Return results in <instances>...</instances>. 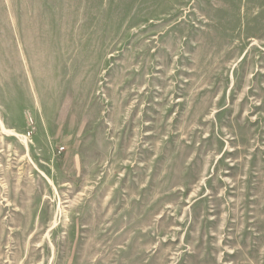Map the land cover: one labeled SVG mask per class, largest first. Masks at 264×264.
I'll list each match as a JSON object with an SVG mask.
<instances>
[{"label":"rangeland","instance_id":"rangeland-1","mask_svg":"<svg viewBox=\"0 0 264 264\" xmlns=\"http://www.w3.org/2000/svg\"><path fill=\"white\" fill-rule=\"evenodd\" d=\"M0 264H264V0H0Z\"/></svg>","mask_w":264,"mask_h":264},{"label":"bare ground","instance_id":"bare-ground-1","mask_svg":"<svg viewBox=\"0 0 264 264\" xmlns=\"http://www.w3.org/2000/svg\"><path fill=\"white\" fill-rule=\"evenodd\" d=\"M2 130H3V129H2ZM5 130H6V129H5ZM6 131H7V130H6ZM7 132L10 133V134H13V133H14L13 131H9V130H8ZM8 133H7V134H8Z\"/></svg>","mask_w":264,"mask_h":264}]
</instances>
